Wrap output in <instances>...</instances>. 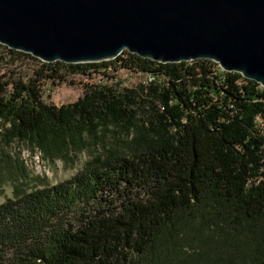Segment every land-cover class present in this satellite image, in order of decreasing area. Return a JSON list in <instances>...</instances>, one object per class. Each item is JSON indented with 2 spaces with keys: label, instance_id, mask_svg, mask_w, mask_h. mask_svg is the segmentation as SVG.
<instances>
[{
  "label": "trees",
  "instance_id": "16d2710c",
  "mask_svg": "<svg viewBox=\"0 0 264 264\" xmlns=\"http://www.w3.org/2000/svg\"><path fill=\"white\" fill-rule=\"evenodd\" d=\"M124 55L68 65L0 45V140L53 162L94 151L0 206V262L264 264V89L209 60ZM119 67L153 82L125 87ZM67 75L102 79L58 107L44 86Z\"/></svg>",
  "mask_w": 264,
  "mask_h": 264
},
{
  "label": "water",
  "instance_id": "95a60500",
  "mask_svg": "<svg viewBox=\"0 0 264 264\" xmlns=\"http://www.w3.org/2000/svg\"><path fill=\"white\" fill-rule=\"evenodd\" d=\"M0 45L68 65L210 60L264 89V0H0Z\"/></svg>",
  "mask_w": 264,
  "mask_h": 264
},
{
  "label": "rangeland",
  "instance_id": "374dc122",
  "mask_svg": "<svg viewBox=\"0 0 264 264\" xmlns=\"http://www.w3.org/2000/svg\"><path fill=\"white\" fill-rule=\"evenodd\" d=\"M0 76L9 74L2 65ZM34 65L27 63L26 72ZM111 77H115L111 75ZM120 83L132 88L135 85L122 83L124 74L120 73ZM67 75L65 81L47 83L44 86L45 98L51 104L61 107L76 102L84 93L89 83L97 84L102 78ZM126 81V80H125ZM114 82V81H113ZM127 82V81H126ZM134 83H143V76H134ZM92 148L68 156L66 160L55 162L47 160L38 150L20 142L5 144L0 140V206L24 192H31L45 187L66 182L82 172L85 164L91 160ZM10 253H4L2 264H9ZM5 258L7 261H5ZM199 264V263H194Z\"/></svg>",
  "mask_w": 264,
  "mask_h": 264
},
{
  "label": "built area",
  "instance_id": "2783aa9c",
  "mask_svg": "<svg viewBox=\"0 0 264 264\" xmlns=\"http://www.w3.org/2000/svg\"><path fill=\"white\" fill-rule=\"evenodd\" d=\"M121 54L120 56H122L123 58H127L126 55ZM122 61L118 62V66L122 65ZM190 62H194V61H190ZM117 66V68H118ZM120 68V67H119ZM118 71L112 73V75L115 74V77H120V73L121 74H124V83H129V84H133L135 85L136 87L143 84V85H150V82H152V75L153 74H150V73H144V72H141L139 71L138 69H117ZM134 76H143V83H134ZM84 77H90V76H84ZM127 82H126V81Z\"/></svg>",
  "mask_w": 264,
  "mask_h": 264
},
{
  "label": "bare ground",
  "instance_id": "6f19581e",
  "mask_svg": "<svg viewBox=\"0 0 264 264\" xmlns=\"http://www.w3.org/2000/svg\"><path fill=\"white\" fill-rule=\"evenodd\" d=\"M117 59V58H116ZM210 61V60H209ZM213 62V61H212ZM153 82V81H152ZM122 83H124V82H122ZM129 84V83H128Z\"/></svg>",
  "mask_w": 264,
  "mask_h": 264
}]
</instances>
